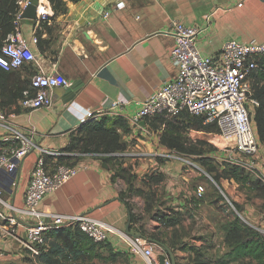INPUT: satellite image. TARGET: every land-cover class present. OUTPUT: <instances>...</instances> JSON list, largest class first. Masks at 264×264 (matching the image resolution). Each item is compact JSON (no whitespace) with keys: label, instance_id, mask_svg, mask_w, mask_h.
Here are the masks:
<instances>
[{"label":"crops","instance_id":"1","mask_svg":"<svg viewBox=\"0 0 264 264\" xmlns=\"http://www.w3.org/2000/svg\"><path fill=\"white\" fill-rule=\"evenodd\" d=\"M93 1L98 7L89 16L82 12L78 2L56 17V22L65 27L66 33L50 55L45 47L40 50L33 43L32 20L18 21L20 33L39 57L41 68L45 71L54 69L69 85L51 90L52 103L48 108L23 109L18 105L20 97L8 94L5 95L8 102L0 108V113L7 116L6 122L0 121V135H11L15 131L29 135L34 131L36 144L34 151L19 161L13 183L2 187L3 200L12 207L7 209L5 219L0 218V247L4 249L2 254L6 259L28 257L21 241L25 238L23 225L32 219L20 210L24 209L23 195L40 152L65 148L71 135L85 122L89 109L117 113L105 116L112 117L110 121L119 117L126 123V131L119 128L117 131L127 144L132 139L137 141L134 147H142L155 138L159 141L158 131L153 132L149 127V132L133 129L128 119L139 110L141 101L150 98L163 83L177 76V68L170 59L173 39L166 33L172 22L200 29L196 45L202 55L228 39L264 41V0ZM216 8L230 10L207 19ZM43 35L45 32L41 37ZM26 68L33 72L31 65ZM27 69L15 70L20 73V80L28 76ZM192 133L204 132L190 130L188 136ZM83 156L89 157H81L75 164L79 167L78 173L61 188L45 195L39 208L52 213L88 214L111 228L100 249L108 253L105 260L108 264H145L140 256L129 252L120 237L122 232L140 235L133 231L137 224L129 230L128 209L119 198L121 178L112 180V170L106 163L91 155ZM263 156L260 145L256 154L258 164L264 165ZM172 164L166 160L160 167L155 165L154 170L161 171L165 179L166 168H171ZM55 165L54 157L46 158V169L52 170ZM174 169H177L176 165ZM178 175L169 173L172 179ZM7 217H14L17 225H11ZM150 228L161 230L160 224ZM10 230L13 234L8 232ZM120 259L124 262L120 263Z\"/></svg>","mask_w":264,"mask_h":264},{"label":"built area","instance_id":"2","mask_svg":"<svg viewBox=\"0 0 264 264\" xmlns=\"http://www.w3.org/2000/svg\"><path fill=\"white\" fill-rule=\"evenodd\" d=\"M28 2L17 0L16 28L6 36L0 47V69L10 71L24 65L33 67L29 85L21 91L18 100L21 108L33 110L50 107L51 90L58 86L67 87L69 82L54 69L43 70L39 57L22 37L18 21ZM228 10L216 8L207 15V19ZM166 33L173 39L170 59L177 68V76L163 83L150 98L140 102L139 110L128 119L129 125L133 129L149 132L147 122L158 116L170 119L189 113L201 117L204 124H215L220 136L225 140L232 139L233 148L248 157L243 168L253 173L259 172L256 154L260 144L251 115L258 102L251 97L250 79L259 60L264 57V41L254 38L245 41L228 39L219 47H212L208 54L202 55L196 45L200 33L197 27L174 21ZM32 41L37 43V38L34 36ZM110 114L118 115L111 110L102 112L89 109L85 121L97 120ZM6 118L4 113H0V121L6 122ZM30 133L15 131L11 135H0V218L5 219L7 209H12L1 197L2 187L8 186L19 161L36 147L32 135L34 131ZM225 145L228 146L227 143ZM45 154L57 157L62 152H40L23 195L24 209L20 210L24 216L32 219V222L23 225L25 238L21 245L33 261L46 250V234L53 229L77 226L97 244L107 241L111 231L110 227L88 214L52 213L39 208L45 195L61 188L79 171L76 165L57 163L54 169L48 170L44 162ZM203 190L199 185L196 196L201 197ZM6 219L13 226L18 223L14 217ZM8 232L13 234L14 231ZM120 234L129 252L140 256L145 264H159L160 254L165 255L164 264H171L167 249L162 245H153L140 235L126 232ZM154 246L158 247L157 251Z\"/></svg>","mask_w":264,"mask_h":264},{"label":"rangeland","instance_id":"3","mask_svg":"<svg viewBox=\"0 0 264 264\" xmlns=\"http://www.w3.org/2000/svg\"><path fill=\"white\" fill-rule=\"evenodd\" d=\"M63 1H65L66 12L78 3L69 0ZM93 2V0H80L79 5H81L82 12L88 16L93 14L95 8L98 7ZM52 13L48 1L39 0V21L44 18L49 20ZM65 30V27H60V24L56 22V17L51 20V23L48 22L45 29H42L46 35H43L41 39L46 41L44 47L48 55L55 51L61 43L66 33ZM47 32L49 33L47 34ZM0 101L3 103L8 102L3 97L0 98ZM72 136L78 137L79 133L74 132ZM189 141L191 144L200 142L201 144L197 146V149L203 151L202 154L169 150L162 146L156 138L155 141H147L146 144L149 148L146 144L142 147H134L135 142H137L135 139L130 140L128 143L125 154L118 162L129 170L133 180L132 190L143 188L148 191V186H145L142 181H144L143 179L148 181L149 177L154 175L156 172L154 166L160 167L166 160L173 163L171 168H166L165 179L163 178L162 182L155 186L156 197L152 201L153 210L149 213L143 212L146 207V199L131 193L128 190V184L123 179L120 180L122 185L121 197L132 207L137 217H142L141 222L137 223L133 231L139 233L140 236L145 233L149 238L147 241L153 243V245L161 244L152 242L154 241L152 239L163 241L165 245L163 247L168 248L174 256L175 264H192L194 261L200 264H256L248 259L240 262L229 261L230 248L224 242L225 219L214 205L218 203L230 213L238 216L242 223L254 227L264 237V193L242 188L234 180L223 177L215 182L205 171L206 167L200 164V160L204 159L205 155H211L212 158L208 161V166L214 167L220 173V167L225 164H235L243 167L242 165L248 157L233 148L232 139H223L219 134V130L216 133L209 134L192 133L189 135ZM226 143L228 144L227 147ZM261 145L264 153V144ZM160 153L165 155H160ZM175 165L177 169H174ZM257 167L259 172L248 171V173L252 179L258 178L264 183V165L257 163ZM172 172L179 174L176 179L169 176V173ZM199 185L204 189L201 197L196 196ZM184 195H189L188 199L183 198ZM1 197L4 198L3 192H1ZM157 206L160 207L158 210ZM157 214L166 218L176 217L178 222L175 226L162 229L161 235L160 230L152 231V228H150L152 225L160 224L155 218ZM156 246L154 248L157 251L158 247ZM100 249L101 247H96L90 251L86 264H108L105 261L108 253L105 254V250ZM3 251L4 249L0 247L1 254ZM119 262L124 261L120 259ZM0 264L37 263L27 256L23 259H6L2 254L0 255Z\"/></svg>","mask_w":264,"mask_h":264},{"label":"trees","instance_id":"4","mask_svg":"<svg viewBox=\"0 0 264 264\" xmlns=\"http://www.w3.org/2000/svg\"><path fill=\"white\" fill-rule=\"evenodd\" d=\"M52 9V15L47 18H38L32 20L34 29V36L37 38L36 45L40 50L43 49L46 43L45 39H41V34L44 33L48 22L58 15L66 13L65 1L63 0H47ZM73 3L80 0H69ZM18 11L17 0H0V47L3 44L6 36L15 31L16 28V14ZM48 20V21H47ZM49 32H47L48 34ZM27 69L26 65L20 69ZM23 80H20V73L15 70L5 71L0 69V98L5 99V95L12 97H20L21 91L28 87L29 77L33 72L27 69ZM250 93L258 105L255 106L251 112L252 121L255 127V134L259 144H264V57L259 60L258 67L252 73L250 79ZM8 101V100H7ZM0 101V108L4 107ZM1 108V109H2ZM112 117L103 116L97 120L85 121L76 132L78 137L72 136L65 148L60 150L62 154L57 157L45 154L44 162L47 157H54L57 164L75 165L83 155H91L106 163L112 170L111 179H123L129 186L128 190L131 193L139 194L146 199V207L143 212L149 213L153 210L152 201L156 197L155 186L163 180V174L155 172L149 177V180L143 179V184L148 186V191L141 188H133L132 176L129 170L122 166L118 160L123 157L127 149V142L124 141L117 131V128L126 131L128 129L126 123L121 121V118H115L110 121ZM151 131H158L159 142L162 146L169 150H177L183 153L202 154L203 151L197 149L201 144L196 142L191 144L189 141L190 130L201 131L204 133L218 132L215 124H204L203 118L192 116L189 113H182L179 117L166 118L158 116L152 118L147 122ZM212 158L211 155H205L204 159L200 160V164L205 166V171L212 177L215 182L220 178L234 180L240 187L247 188L251 191L264 193V183L258 179H252L248 171L235 164H225L220 167V173L214 167L208 166V161ZM151 188V189H150ZM128 209L129 216V230L134 224L140 223L142 217H137L133 212L132 207L121 197ZM215 208L223 215L225 219L224 225V242L230 248L228 253L230 262H240L245 259L254 261L256 264H264V237L251 225L244 224L240 218L233 213H230L218 203H215ZM237 207V205L234 204ZM156 220L160 222V229H166L169 226H175L178 218L156 215ZM159 231L161 233L163 231ZM143 237L149 239L145 233ZM151 240V239H150ZM164 245L163 241L159 239H152ZM103 243H94L91 239L83 233L77 226L61 227L53 229L46 234V250L43 251L36 259L37 264H86L89 259V253L96 247H102ZM29 257V256H28ZM30 258V257H29ZM114 259V257H112ZM192 264H200L197 261Z\"/></svg>","mask_w":264,"mask_h":264},{"label":"water","instance_id":"5","mask_svg":"<svg viewBox=\"0 0 264 264\" xmlns=\"http://www.w3.org/2000/svg\"><path fill=\"white\" fill-rule=\"evenodd\" d=\"M38 5H39V0H29L25 9L20 15V19L35 20L38 17ZM103 166H106V165L103 164ZM15 177H16V171L12 173L8 186H10L13 183ZM6 190L9 191V189H6ZM126 231L128 232V225H127ZM167 253L171 261V264H175L173 256L168 249H167ZM164 259H165V255H162V254L158 255L159 264H164Z\"/></svg>","mask_w":264,"mask_h":264}]
</instances>
